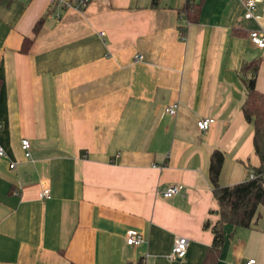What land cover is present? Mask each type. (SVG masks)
<instances>
[{
  "label": "crops",
  "instance_id": "0c3cea01",
  "mask_svg": "<svg viewBox=\"0 0 264 264\" xmlns=\"http://www.w3.org/2000/svg\"><path fill=\"white\" fill-rule=\"evenodd\" d=\"M244 1L203 0L190 22L186 0H93L83 11L0 0V264L203 263L218 218L213 151L225 153L222 186L260 165L243 65L264 50L250 38L264 28V0L250 19ZM203 118L214 119L206 131ZM175 184L182 191L165 197ZM239 228L224 224L216 264L264 249ZM131 231L144 241L129 245ZM179 236L186 256L172 260Z\"/></svg>",
  "mask_w": 264,
  "mask_h": 264
},
{
  "label": "trees",
  "instance_id": "16d2710c",
  "mask_svg": "<svg viewBox=\"0 0 264 264\" xmlns=\"http://www.w3.org/2000/svg\"><path fill=\"white\" fill-rule=\"evenodd\" d=\"M158 0H153L156 4ZM203 0H186L184 11L190 22H198L202 9ZM43 23L40 19L35 26L37 34ZM32 40L25 39L23 50L27 51ZM263 57H256L243 65L244 82L246 86V99L242 110L245 118L254 125V147L260 159L258 167H249L246 180L229 185L220 184V174L225 161V153L219 149L213 151L210 162V182L213 193L218 203V208L213 210L218 218L210 227L213 232V240L202 264H216L220 251L224 245V224L230 223L236 227H255L260 218V206L264 203V92L257 88V80L263 63ZM1 87V81H0ZM254 178H250V174ZM146 264L144 258L137 263Z\"/></svg>",
  "mask_w": 264,
  "mask_h": 264
},
{
  "label": "built area",
  "instance_id": "2783aa9c",
  "mask_svg": "<svg viewBox=\"0 0 264 264\" xmlns=\"http://www.w3.org/2000/svg\"><path fill=\"white\" fill-rule=\"evenodd\" d=\"M93 0H71L68 3L69 6H72L78 10H85ZM262 2V0H245V14L244 17L246 19H250L254 17L255 10L257 9L258 4ZM104 35V32L101 33ZM250 38L252 42L260 49H264V28L254 29L250 31ZM141 55H137V58H141ZM166 112L170 115L176 116L179 110V102L170 104L166 107ZM214 122L213 118H203L198 121L197 125L200 130L206 131ZM1 127V125H0ZM22 148L25 152L26 157L31 156V143L29 139L22 140ZM4 157H7V152L5 148L0 145V160ZM11 167L15 168V163H11ZM254 174H250V178H254ZM183 189V185L175 184L163 191V195L165 197H171L173 195L179 194ZM40 196L43 199H48L52 196L51 188L48 185H43ZM144 241L143 236L137 232H129L126 236V242L129 245H139ZM188 246V238L185 236H179L176 238L174 246L170 252V258L172 260H181L186 256ZM244 264H258V261L254 257H250Z\"/></svg>",
  "mask_w": 264,
  "mask_h": 264
},
{
  "label": "rangeland",
  "instance_id": "374dc122",
  "mask_svg": "<svg viewBox=\"0 0 264 264\" xmlns=\"http://www.w3.org/2000/svg\"><path fill=\"white\" fill-rule=\"evenodd\" d=\"M260 50V49H259ZM256 57H264V50H260V53ZM262 82L264 83V67L262 68ZM257 229L250 230V228H239V231H242L246 234H256L258 237L264 238V203L260 206V218L259 222H257ZM245 240L248 242V245H264V240L261 241L259 238L253 239L252 237L246 236ZM255 256L254 258L257 259L258 264H264V249L261 250L259 254H250L246 252L245 256L249 258L250 256Z\"/></svg>",
  "mask_w": 264,
  "mask_h": 264
}]
</instances>
